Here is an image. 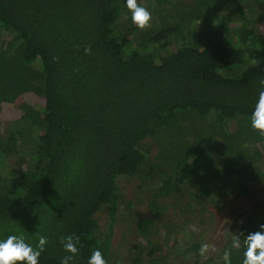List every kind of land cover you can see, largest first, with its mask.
<instances>
[{
  "label": "trees",
  "instance_id": "obj_1",
  "mask_svg": "<svg viewBox=\"0 0 264 264\" xmlns=\"http://www.w3.org/2000/svg\"><path fill=\"white\" fill-rule=\"evenodd\" d=\"M137 3L152 14L143 29L124 0H0V238L46 236L39 264H59L67 235L80 241L72 264L96 249L107 264H202L209 241L203 264H224L231 234L243 241L264 224V136L250 126L264 0ZM216 188L236 203L220 226L208 204ZM172 194L186 218L162 235ZM173 232L191 234L169 245Z\"/></svg>",
  "mask_w": 264,
  "mask_h": 264
},
{
  "label": "clouds",
  "instance_id": "obj_2",
  "mask_svg": "<svg viewBox=\"0 0 264 264\" xmlns=\"http://www.w3.org/2000/svg\"><path fill=\"white\" fill-rule=\"evenodd\" d=\"M126 9L131 13V22L138 28L143 29L149 26L151 12L137 3V0H124ZM259 94L254 109L250 115V126L253 130L264 136V78L258 81ZM240 234H231L228 247L223 253L224 264H232L231 255L233 249L243 248L241 264H264V224L259 225L257 231L244 235L241 241ZM64 255L59 264H72L79 253V237L67 235L61 238ZM48 244V238L39 235L38 240L33 244L26 241L22 231L0 238V264H39L41 254ZM210 251H215L214 246L207 243L202 244L198 255L202 258V264L209 258ZM87 264H107L102 252L96 249L87 260Z\"/></svg>",
  "mask_w": 264,
  "mask_h": 264
},
{
  "label": "rangeland",
  "instance_id": "obj_3",
  "mask_svg": "<svg viewBox=\"0 0 264 264\" xmlns=\"http://www.w3.org/2000/svg\"><path fill=\"white\" fill-rule=\"evenodd\" d=\"M6 119H8V118H6ZM204 127H207V125H204ZM200 128H201V126L198 125V124H195V123H188L186 125V131H187V133H190L191 135L192 134L196 135L198 133H203V132L199 131ZM201 129H203V128H201ZM170 136H171V138L174 139V129H172ZM180 141H182V140H180ZM180 151H181V149L179 148V150H178V152L176 154H179ZM175 152H176V150L173 149L169 154H165L163 156V158H160V160L164 159V160H168L169 161L170 156H174ZM8 167L9 166H8V164L6 162H0V170H6ZM120 187L124 188L122 190L124 195L130 194V196H131V189L133 188V185L131 183H129L128 180L122 179L121 182H120ZM214 190H215V192H213V189L211 191L212 192L211 193V198L208 199L209 200L208 204H210V209L214 213L213 215L215 216V218L217 220V226H220L221 223H222V217L225 215V213L230 216V213L227 211V210H229L230 205H233V204H236V203L232 201V198H230V196L226 197L223 194L221 195L219 188H216ZM252 195L253 194H250V193L246 194V196L249 197L248 201L246 202L247 205H253L255 203L256 196L252 197ZM176 198H180L181 200H179V199L176 200ZM244 198H246V197H244ZM165 200H166V203L168 204V209L166 211V214L168 216H167V218H163L162 220L157 222V225L159 226V228H160V225L163 222L164 223L162 225V228H160V229L158 228L157 231H156V232H159V231L162 232V235L165 233L164 232L165 231V229H164L165 225L169 224L167 222L169 221L171 223V221H175L174 215L175 216L177 215L176 217H177L178 221L181 220L182 218H186L185 217V213L183 211H180V209L178 208L180 206V204L183 202V197L182 196H180L179 194L178 195L172 194V196L170 198L165 199ZM227 202H229V204L224 207V205L227 204ZM239 207L241 209H247L248 208V206H246V205H240ZM176 211H177V213H176ZM122 212H124V211H120V213H122ZM124 213H126V212H124ZM195 219H197V218H195ZM103 221H104V216L101 217V221L100 222L104 223ZM179 222H181V221H179ZM125 227H126V225L124 223H120L118 221L116 223L115 229H114V242H117L118 243L117 246H120L118 251L121 250V252L123 254L122 255L123 259L125 258V256H124L125 255L124 248L126 247V245H124V244H125V235L127 233ZM188 227H187V229H189ZM213 231H215V230L211 229L210 234L207 236L208 241H209V238L211 237ZM190 234L191 233H189V232L186 233V234L181 233V234H179V236L181 237L180 239H185V237L189 236ZM179 236L174 235V232H173L170 236H168V238H169V243L168 244L171 245L172 244V240H173V242H174V240H176V242H179L178 239H177V238H179ZM208 244L209 245H213V241H209ZM177 245H180V243H178Z\"/></svg>",
  "mask_w": 264,
  "mask_h": 264
}]
</instances>
